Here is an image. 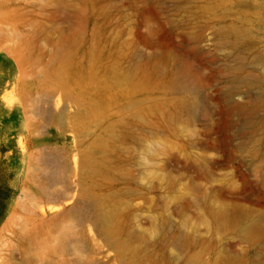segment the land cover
Returning <instances> with one entry per match:
<instances>
[{
    "label": "rangeland",
    "instance_id": "1",
    "mask_svg": "<svg viewBox=\"0 0 264 264\" xmlns=\"http://www.w3.org/2000/svg\"><path fill=\"white\" fill-rule=\"evenodd\" d=\"M261 2L0 0V264H264ZM73 42L67 94L46 72ZM86 153L108 239L76 219Z\"/></svg>",
    "mask_w": 264,
    "mask_h": 264
},
{
    "label": "bare ground",
    "instance_id": "2",
    "mask_svg": "<svg viewBox=\"0 0 264 264\" xmlns=\"http://www.w3.org/2000/svg\"><path fill=\"white\" fill-rule=\"evenodd\" d=\"M262 1H264V0H262ZM258 2L262 3L261 0H258ZM74 45H75L74 42H73V44L69 43L66 46H64L61 49V51L54 53L51 56L50 63L47 67V72H46L47 78L53 80L67 94H69L73 89L77 88L81 82V78H80V75L78 73L79 71L73 67V65L70 61V57H71V53H72V49H73ZM41 58H42V56H41ZM93 78L97 82V74H96L95 68L93 71ZM177 80L178 79L176 78L169 84V86L166 89V92L178 91V87H177L178 81ZM98 84L103 85L106 89L109 88V85H104L103 83H98ZM80 107L84 108L86 106H85V104H82ZM179 109L181 111L186 110L190 114H193L195 111V104H194V102H191V101L181 102L179 105ZM88 110H89V113L91 114V118L93 116L94 118H96V121L97 120L99 121V123L102 121V119H103L102 117H103L104 113H102V111H100V108L98 106L92 107L91 109H88ZM64 114H65V111H63L62 116ZM78 114H79L78 115L79 126L82 130H86L89 126H87L88 123L84 122V119H83L84 117H83L81 109L78 110ZM93 144H95V143L93 142ZM93 144H92V146H93ZM92 153L93 152L91 151L89 154H92ZM100 164L96 163V162L93 163V161L91 160L90 155H88V153H86L82 157L81 166H82V168H84V170H83V174H81L82 175L81 177H83L81 179V182H82L81 198L92 201L95 209H94V212H93L91 219L88 218V216H86V215L79 214L78 211L76 212L77 213L76 219H77L78 224H80V225L85 224L89 221L93 222L94 225H96L97 227L100 228L101 233H105L104 235H105L106 239H108L109 236L111 235L109 222H110L111 218H113L114 211L107 209V206L109 203L108 196L106 195L104 197L103 195L96 192V191H98L99 187L108 185V178H107L108 169H107L106 156H105V158H103V161H101ZM66 170L68 172V169H66ZM98 177L102 178V184L101 185L96 182V179ZM83 180H90V182H91L90 186L89 187L85 186ZM43 189H44V187H43ZM72 200L73 199L68 200L69 201L68 203H71ZM91 208H92V206H91ZM72 237L76 238L74 240L76 242L78 235L74 234V235H72ZM116 247H117V245H116ZM118 248L119 249H117V255L119 258L122 259L124 254H125V245H123L121 243L120 245H118ZM67 253H69V246L64 247L60 256L66 255ZM56 255H58V254H56Z\"/></svg>",
    "mask_w": 264,
    "mask_h": 264
}]
</instances>
